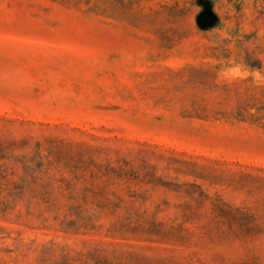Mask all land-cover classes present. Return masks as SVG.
I'll return each mask as SVG.
<instances>
[{
  "label": "rangeland",
  "instance_id": "obj_1",
  "mask_svg": "<svg viewBox=\"0 0 264 264\" xmlns=\"http://www.w3.org/2000/svg\"><path fill=\"white\" fill-rule=\"evenodd\" d=\"M257 71L264 0H0V264H264Z\"/></svg>",
  "mask_w": 264,
  "mask_h": 264
},
{
  "label": "clouds",
  "instance_id": "obj_2",
  "mask_svg": "<svg viewBox=\"0 0 264 264\" xmlns=\"http://www.w3.org/2000/svg\"><path fill=\"white\" fill-rule=\"evenodd\" d=\"M249 75L248 71L244 68L243 65H234L229 68H225L221 73L220 76L222 79L226 80H236V79H241L245 78ZM254 79L257 81V83H264V74L261 72L257 71L252 73Z\"/></svg>",
  "mask_w": 264,
  "mask_h": 264
}]
</instances>
